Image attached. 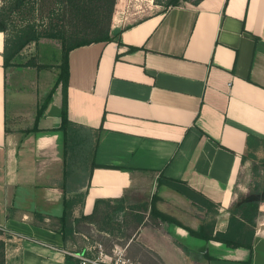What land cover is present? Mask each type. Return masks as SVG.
<instances>
[{
  "label": "crops",
  "instance_id": "1",
  "mask_svg": "<svg viewBox=\"0 0 264 264\" xmlns=\"http://www.w3.org/2000/svg\"><path fill=\"white\" fill-rule=\"evenodd\" d=\"M145 2L147 15L136 5ZM165 2L117 0L113 39L70 52L75 154L69 147L65 154L62 131L47 130L60 124V112L42 116L39 131L11 126L0 32V229L7 264H65L67 252L96 242L94 233H113L83 215L98 200L110 201L112 210L121 199L126 213L113 215L114 233L133 260L264 264V200L251 250L193 236L151 214L154 204L193 229L208 223L225 231L239 195L264 186V0H185L163 12ZM86 138L97 165L81 156L79 168ZM169 179L215 206H198ZM65 202L74 219L66 238ZM199 211L204 221L185 223Z\"/></svg>",
  "mask_w": 264,
  "mask_h": 264
},
{
  "label": "trees",
  "instance_id": "2",
  "mask_svg": "<svg viewBox=\"0 0 264 264\" xmlns=\"http://www.w3.org/2000/svg\"><path fill=\"white\" fill-rule=\"evenodd\" d=\"M57 7V21L54 17L50 19L48 26L39 29L31 22L25 23L18 29L14 28L12 19L15 15L23 14L28 8L33 9L35 0H2L0 4V32L5 34L4 40V68L5 85L10 89L9 79L11 75L20 68H30L36 72L55 67V81L51 91L45 99L43 105L38 109L34 126L29 130H42L39 126L43 111L54 97L61 93L62 102L60 107V124L47 130H60L64 134L65 154L72 137L71 121L68 118V85H69V54L72 50L91 45L97 42H107L113 39L111 28L116 9L117 0H53ZM185 0H166V12L169 8L178 6ZM128 25L126 28L130 27ZM43 39H56L60 44V57L54 64H48L40 60L38 54L26 55L27 49L36 45L39 46ZM95 155V153H94ZM94 161L92 166H96ZM170 187L190 198L198 206L207 208L215 206L203 194L191 189L186 183L178 179H169ZM264 200V186L259 183L254 190L247 195H239L233 208L230 210L229 226L225 231H215L213 225L203 224L199 229L186 226L177 218L163 213L153 204L151 214L164 221L173 223L186 229L191 235L203 238L207 241H218L230 247H247L250 250L253 246V237L256 231V219L259 214L261 201ZM107 204L106 211H99V204ZM110 201L98 200L95 210L90 215H83L82 219L90 222L96 221L101 229L110 231L111 236H115L114 231L119 228L115 226L114 214L126 213L124 199L117 200L110 210ZM70 203L65 202V210L61 216L62 232L66 238L68 226L72 224V212L69 210ZM140 217H142L140 215ZM120 230V229H118ZM3 231L0 229V264H7L6 241L2 237ZM115 242L125 245V241L116 238ZM65 264H78V260L70 255H66Z\"/></svg>",
  "mask_w": 264,
  "mask_h": 264
},
{
  "label": "rangeland",
  "instance_id": "3",
  "mask_svg": "<svg viewBox=\"0 0 264 264\" xmlns=\"http://www.w3.org/2000/svg\"><path fill=\"white\" fill-rule=\"evenodd\" d=\"M0 4H2V0H0ZM136 5L138 10L142 11V14L147 15L151 12L149 11L150 8H148L147 2ZM34 6L35 7H33V9L28 8L23 12V14L15 15L13 17L12 24H14L15 29H18L27 22H31L32 24L37 25L39 29H44L46 26H48L51 18L54 17V21L58 20L57 7L54 6L53 0H35ZM32 54H38L40 60L45 63L56 65V62L60 57L59 41L56 39H43L39 46L32 45L27 49L26 55L30 56ZM55 69V67H52L36 72V70L34 69L20 68L15 71L13 75H11L9 79L10 89L8 90V112L11 122L10 124L13 128L24 131L34 126L37 111L43 105L46 97L53 87L56 77ZM61 102L62 96L61 93H58L54 97V99L47 105V108L43 111V116H48L52 119H54L56 115L59 116V105L61 104ZM83 140H85V143L82 141L81 143L82 145H85V147H83V150L80 148L79 149L82 151H80L81 154L84 153V155H79V168L82 166L81 162H84V160L82 161V157H84L85 162L87 160H89L90 162L93 160L94 156L92 140H90L89 138ZM86 140H90V142ZM68 147L71 151L70 153H72L74 150L73 154H75V152L77 151V141L74 139V137L70 138ZM74 169L75 167L73 166V162L69 161L68 170ZM139 197L140 198L138 200H148V197L145 195H140ZM210 217L211 215L208 216V218ZM203 219L205 220L204 214L199 211L196 212L195 216H193L191 219H186L185 223L198 226L202 221H204ZM94 237L95 238L93 241L104 243L109 251L111 250L113 245L117 243L115 242L117 240L115 236L108 237L104 234L94 233ZM145 256H148V253H145ZM135 261L143 264L139 259H136ZM145 262L146 264L156 263V261L149 260L147 257Z\"/></svg>",
  "mask_w": 264,
  "mask_h": 264
},
{
  "label": "built area",
  "instance_id": "4",
  "mask_svg": "<svg viewBox=\"0 0 264 264\" xmlns=\"http://www.w3.org/2000/svg\"><path fill=\"white\" fill-rule=\"evenodd\" d=\"M78 264H140L127 254V245L115 243L109 251L104 243L96 241L79 252H67Z\"/></svg>",
  "mask_w": 264,
  "mask_h": 264
}]
</instances>
